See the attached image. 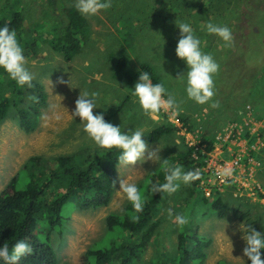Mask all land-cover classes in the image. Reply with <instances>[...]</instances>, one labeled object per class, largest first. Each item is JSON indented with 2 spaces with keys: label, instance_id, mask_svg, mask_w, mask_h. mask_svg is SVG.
Listing matches in <instances>:
<instances>
[{
  "label": "rangeland",
  "instance_id": "374dc122",
  "mask_svg": "<svg viewBox=\"0 0 264 264\" xmlns=\"http://www.w3.org/2000/svg\"><path fill=\"white\" fill-rule=\"evenodd\" d=\"M62 1L66 5H75L76 2ZM189 1L112 0L109 9L96 15L84 16L80 13L88 24L89 33L82 39L80 52L71 60L63 61L50 48L45 29L51 30V25L49 19L44 17L43 0H0V14L6 6H12V9L23 14L26 39L35 41L31 52L27 55L23 53L27 60L26 66L35 77L33 81L41 83L47 94V104L40 110L33 131L24 133L18 128L15 107L9 106L5 118L0 121V190L31 155L49 159L73 152L92 155L98 149L99 146L84 131V123L71 114L75 110V101L80 91L98 94L94 114H104L120 104L127 90L123 80L121 82V79L112 75L114 62L107 57L110 50L122 52L120 45L128 54L130 67H137L141 61L153 64L154 69L160 73L167 92L176 98L180 110L146 113L137 98L130 95L125 107L114 117L105 119L107 122L120 126L125 132L143 128L146 133L158 124L167 122L175 125L177 122L174 120L180 123V127H185L179 117L186 116L189 124H192V129L189 130L191 135H194V129H199L201 138L213 140L216 132L234 121L241 105L248 100L249 95L244 91L259 88L260 93L264 89V0H219L217 7L224 11L220 19L206 14L207 0H196L194 5ZM172 13L173 17L170 15ZM180 22L191 25L194 35L201 40V50L211 54L220 65L219 72L214 77L216 95L213 99L219 102L217 108L210 107L211 102L201 105L188 99L186 75L183 80L177 79L180 74L188 71L186 62L179 59L175 52L180 38L176 24ZM208 22L226 25L232 30L234 42L230 47H225V42L220 37L207 32L204 25ZM37 31L43 33L39 34ZM120 31L131 34L129 50L123 46L124 42L118 34ZM240 34L244 36L243 39ZM3 74L8 76L5 70ZM255 76L259 77L257 82L253 80ZM59 79H63L65 83H58ZM238 80L241 83L236 86L240 91L235 94L234 83ZM26 87L27 85L21 87V107L30 105ZM251 96L252 99L264 100V95L255 97L250 94ZM239 102L241 105L237 109ZM203 108L206 110H202ZM253 109L256 115L264 111ZM203 114L205 118H201L200 115ZM207 118L212 119V122L205 124L203 121ZM180 131L165 135L155 143H147L149 150L159 147L160 161L142 159L135 165L119 162L115 170L114 192L105 206L70 210L61 233L52 234L50 238L57 264H81L85 261L84 251L87 248L95 244H118L125 235H131L120 229L109 231L105 225V217L109 214H123L128 202L126 195L118 192L119 179L135 183L145 195L147 175L157 169L167 154L188 148V139ZM221 156L227 157L226 154ZM263 173L264 171L258 172L261 174L259 180L264 186ZM189 194V184L183 183L174 194L164 193L165 202L159 206L156 217L150 220L152 222L158 219V224L134 264H159V259L166 264L178 262L180 256L175 254V244L179 225L175 223L174 217L176 214L185 216L187 211L196 220L198 233L210 240L201 264H215L217 260L246 264L243 255L246 241L242 237L248 229L246 224L264 233V204L230 197L229 193L224 192L220 196L228 212L219 219L200 201L203 196L201 189L200 193L191 191L192 195ZM168 209L172 210V217H169ZM240 214H244L245 218H241ZM169 259H173V263Z\"/></svg>",
  "mask_w": 264,
  "mask_h": 264
},
{
  "label": "trees",
  "instance_id": "16d2710c",
  "mask_svg": "<svg viewBox=\"0 0 264 264\" xmlns=\"http://www.w3.org/2000/svg\"><path fill=\"white\" fill-rule=\"evenodd\" d=\"M218 2L219 0H207L205 11L206 14L218 16L220 19L224 11L217 7ZM43 3L45 6L44 17L49 19L51 25V30L45 29L49 37L50 48L63 61H69L80 52L82 39L89 33L88 24L73 4L66 5L62 0H43ZM188 3L194 5L196 0H190ZM170 15L173 17L174 14ZM228 19L230 20V18ZM5 25L10 30H15L23 53L29 54L35 41L26 39L25 21L21 11L12 9V6H6V9H3L0 14V28ZM37 33L43 32L37 31ZM118 34L121 36V41L124 42L123 46L129 50L132 41L131 34L129 35L127 31H120ZM243 38L244 36H242ZM120 46L123 49L122 52L116 53L110 50L107 57L114 62L112 75L121 79V82L123 80L127 91L119 105L105 112L106 114L104 113L105 119L114 117L125 107V103L134 91L133 87L139 79L140 72L147 71L153 83L162 82L160 73L149 62L141 61L137 67H130L128 54L122 45ZM3 70L0 68V121L5 118L9 106L15 107L18 128L24 133L31 132L37 125V116L40 110L47 104L44 87L37 81H33L31 87L27 85L26 91L29 93L30 105L21 107L22 89L9 75H4ZM262 76L264 77V68ZM257 77H254V82L258 81L259 77ZM240 83L241 80L234 83L235 94L240 91L236 86ZM245 86L247 87L246 84ZM258 91L259 88H255V90L248 89L244 92L249 97L250 94L255 97L264 95V89L260 93ZM249 97L242 105L247 103L251 107H260V111L264 109V100L259 101V99H252V96ZM166 98L167 96H165ZM254 101H258L256 102L258 104L254 105ZM239 104L240 102L237 109L241 105ZM260 114L258 116L261 117ZM185 117H179L180 121L186 129L190 130L192 124H189ZM210 118H212L211 115ZM203 122L209 124L212 119L207 118ZM176 130H179V127L166 122L158 124L144 133V138L147 143H155L163 136L172 134ZM198 144H204L203 150L206 152L212 149L210 139L200 137ZM197 150L196 159L190 156L191 149L187 148L184 151L169 153L163 160L167 159L169 166H182L185 171L195 170L196 166L202 164L204 158L199 152L200 149ZM120 155L121 150L119 149L108 150L98 147L92 155L73 152L53 156L49 159L40 155L29 156L10 177L5 187L0 190V247L7 243L11 249L17 241L23 240L32 247L33 252L21 258L19 264H57V257L50 241L51 235L61 233L64 223L69 218L70 210L98 208L105 206L110 201L114 192L112 182L115 181V170L120 162ZM163 160L157 169L145 178L146 203L142 212L136 213L128 201L124 206L123 214H109L105 217V225L109 231L120 229L131 235H125V238L118 244H95L93 247L87 248L84 251L85 261L81 264H134L138 261L152 231L158 224V219L152 222L150 220L156 217L159 206L165 202L164 193L152 194L150 190L152 184L165 182ZM191 191L200 193V189L197 188V180L189 184V196L192 195ZM200 201L219 219L225 217L228 212L220 193L216 191L209 196L200 197ZM134 216H138L139 219L134 220ZM185 216L188 223L178 226L176 234L175 254L180 258L178 262L173 263V259H169V261L173 264H201L205 258L204 250L208 247L210 240L198 233V224L190 211H187ZM240 217L245 218V215L240 214ZM246 227L248 228L247 234L250 230L249 224H246ZM262 258H264V250H262ZM245 259L246 264H251L247 257ZM158 262L166 264L162 263L161 259ZM0 264H5V262L0 259ZM64 264L75 263L66 262ZM215 264L232 263L217 260Z\"/></svg>",
  "mask_w": 264,
  "mask_h": 264
},
{
  "label": "clouds",
  "instance_id": "9594fccd",
  "mask_svg": "<svg viewBox=\"0 0 264 264\" xmlns=\"http://www.w3.org/2000/svg\"><path fill=\"white\" fill-rule=\"evenodd\" d=\"M111 6L112 0H76L75 2L76 10L84 16L96 15ZM176 26L180 31V38L175 50L176 56L185 61L188 67V71L180 74L177 79L183 80L186 75L188 99L201 105L211 102L210 107H219V102L213 98L216 95L214 77L219 72L220 65L211 54H206L201 50V40L194 35V30L189 23L180 22ZM204 27L209 34L220 37L225 42V47H230L234 42L233 32L228 26L208 22ZM26 65L27 60L15 30H10L7 25L0 28V68H3L19 86L28 85L31 87L35 77ZM57 82L65 83L63 79H59ZM133 89L132 95L137 98L146 113H158L161 110L178 112L180 110L176 98L166 91L164 83H153L147 71L139 73V79ZM97 95L95 92L80 91L75 101V110L71 114L73 118H80V121L84 123V131L95 144L103 149L121 150L119 161L123 164L135 165L142 159L160 161L159 147L149 150L143 128L125 132L121 130L120 126L107 122L103 113L94 114L93 109L97 108L95 102ZM165 96H167L166 99ZM146 152L147 156H145ZM163 165L165 182L152 184L150 188L152 194L167 193L171 195L179 190L181 183L190 184L202 178L199 169L185 171L179 165L169 166L167 159L163 160ZM223 174L227 175V172ZM112 183L115 186L116 181ZM118 192L126 195L136 213L143 211L146 197L135 183L119 179ZM168 215L169 217L173 216L171 209H168ZM133 219L138 220L139 217L134 216ZM174 221L179 226L188 223L187 217L181 214H176ZM242 238L246 241L243 255L251 261V264H264V258H262L264 233L251 227ZM32 252V247L23 240L17 241L11 249L5 243L0 247V259L5 264H19L21 258L32 254Z\"/></svg>",
  "mask_w": 264,
  "mask_h": 264
},
{
  "label": "built area",
  "instance_id": "2783aa9c",
  "mask_svg": "<svg viewBox=\"0 0 264 264\" xmlns=\"http://www.w3.org/2000/svg\"><path fill=\"white\" fill-rule=\"evenodd\" d=\"M200 116L205 118L204 114ZM174 121L188 139L190 156L196 159V150L200 149L204 157L202 164L195 167L202 173L197 183L203 196L214 191L220 194L227 192L230 197L264 204V186L259 180L261 174H258L264 171V115H256L250 104L242 105L236 119L213 135V146L208 152L203 150L204 144H198L201 137L199 129H194V135H191V131ZM222 154L227 157H222ZM225 172L227 175L223 174Z\"/></svg>",
  "mask_w": 264,
  "mask_h": 264
},
{
  "label": "crops",
  "instance_id": "0c3cea01",
  "mask_svg": "<svg viewBox=\"0 0 264 264\" xmlns=\"http://www.w3.org/2000/svg\"><path fill=\"white\" fill-rule=\"evenodd\" d=\"M256 102H258V101H254L253 103H254V105H257L258 103H256ZM253 108H255V109H260V107H253ZM264 113V112H263ZM264 174V173H263Z\"/></svg>",
  "mask_w": 264,
  "mask_h": 264
}]
</instances>
